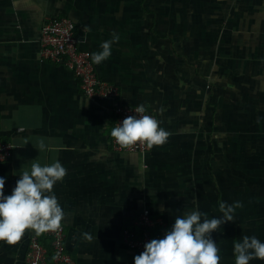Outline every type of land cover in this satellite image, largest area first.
Returning <instances> with one entry per match:
<instances>
[{
  "label": "crops",
  "instance_id": "crops-1",
  "mask_svg": "<svg viewBox=\"0 0 264 264\" xmlns=\"http://www.w3.org/2000/svg\"><path fill=\"white\" fill-rule=\"evenodd\" d=\"M60 16L91 53L118 35L95 70L155 112L165 144L112 149L111 102L40 56L41 28ZM0 136L15 145L0 163L5 195L32 163L66 168L53 192L77 264H134L124 230L138 231L145 209L162 220L154 237L183 213L228 206L232 221L211 238L220 264H235L236 242H264V0H0ZM33 232L0 241V264H25Z\"/></svg>",
  "mask_w": 264,
  "mask_h": 264
},
{
  "label": "clouds",
  "instance_id": "clouds-1",
  "mask_svg": "<svg viewBox=\"0 0 264 264\" xmlns=\"http://www.w3.org/2000/svg\"><path fill=\"white\" fill-rule=\"evenodd\" d=\"M118 39L113 33L111 40L101 44V51L91 54L92 62L99 65L110 57L111 46ZM135 112L145 113L144 105L136 107ZM110 135L121 147L137 142L152 147L165 144L169 132L150 115H131L113 127ZM44 147L41 143L40 148ZM66 174V168L58 160L43 166L32 163L30 171L20 174L10 195L4 194L6 177H0V241L13 244L26 229L44 233L60 228L65 214L53 188ZM231 212L232 206H228L223 215L211 219L199 210L177 216L163 238L152 239L144 245V251L134 257V264H220V249L211 234L226 221H232ZM234 255L235 264L264 260V242L255 236H244L242 242L234 244Z\"/></svg>",
  "mask_w": 264,
  "mask_h": 264
},
{
  "label": "built area",
  "instance_id": "built-area-1",
  "mask_svg": "<svg viewBox=\"0 0 264 264\" xmlns=\"http://www.w3.org/2000/svg\"><path fill=\"white\" fill-rule=\"evenodd\" d=\"M40 56L44 60L65 65L79 80L85 96L92 100H109L111 111L115 117V126L131 115H150L157 119L156 114L145 108V113H136L138 106H129L121 102V92L116 84L102 79L95 70L91 59V51L81 48L76 23L67 16L49 19L41 28ZM158 120V119H157ZM112 149L117 152L145 153L150 147L144 142H137L129 147H121L112 137ZM15 145L5 141L0 136V163L7 162L13 156ZM162 225V220L155 217L149 209H145L135 222L138 231L126 228L124 230L125 243L139 255L144 251V245L153 237V229ZM161 229V228H160ZM166 230H160L158 239L163 238ZM43 237L50 239L52 244V258L49 257L47 246L42 242L39 234L33 232L25 264H77L68 251L67 231L61 224L55 231L43 233Z\"/></svg>",
  "mask_w": 264,
  "mask_h": 264
},
{
  "label": "trees",
  "instance_id": "trees-1",
  "mask_svg": "<svg viewBox=\"0 0 264 264\" xmlns=\"http://www.w3.org/2000/svg\"><path fill=\"white\" fill-rule=\"evenodd\" d=\"M121 102L123 103V104H125V105H129V106H139V105H130V104H126V103H124V101H122V99H121ZM112 106V105H111ZM145 108H148L147 106H144ZM149 110H151L150 108H148ZM152 111V110H151ZM154 112V111H153ZM155 113V112H154ZM112 115H113V121H112V126L114 127V125H115V117H114V114L112 113ZM156 236H154L155 237V239H158L159 238V234H160V230H158V229H156ZM41 238V240H42V242L44 243V245L45 246H47V248H48V251H49V257L50 258H52V255H53V252H52V244H51V240L50 239H47V238H45V237H40Z\"/></svg>",
  "mask_w": 264,
  "mask_h": 264
}]
</instances>
